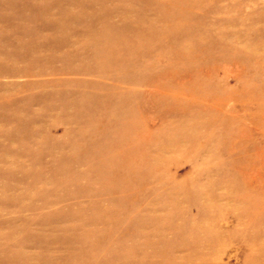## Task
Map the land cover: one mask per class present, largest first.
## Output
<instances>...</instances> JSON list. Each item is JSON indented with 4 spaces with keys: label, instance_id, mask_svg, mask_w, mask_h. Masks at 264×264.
<instances>
[{
    "label": "rangeland",
    "instance_id": "rangeland-1",
    "mask_svg": "<svg viewBox=\"0 0 264 264\" xmlns=\"http://www.w3.org/2000/svg\"><path fill=\"white\" fill-rule=\"evenodd\" d=\"M0 264H264V0H0Z\"/></svg>",
    "mask_w": 264,
    "mask_h": 264
}]
</instances>
